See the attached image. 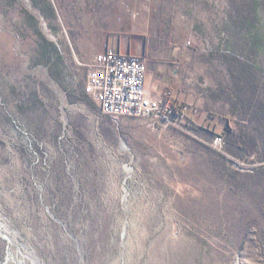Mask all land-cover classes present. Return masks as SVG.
I'll return each mask as SVG.
<instances>
[{
  "label": "rangeland",
  "instance_id": "rangeland-1",
  "mask_svg": "<svg viewBox=\"0 0 264 264\" xmlns=\"http://www.w3.org/2000/svg\"><path fill=\"white\" fill-rule=\"evenodd\" d=\"M115 36L171 112L86 93ZM0 264H264V0H0Z\"/></svg>",
  "mask_w": 264,
  "mask_h": 264
},
{
  "label": "built area",
  "instance_id": "built-area-1",
  "mask_svg": "<svg viewBox=\"0 0 264 264\" xmlns=\"http://www.w3.org/2000/svg\"><path fill=\"white\" fill-rule=\"evenodd\" d=\"M94 64L84 89L103 113L114 117L153 118L170 107V102L165 104L147 95V64L143 57L107 50Z\"/></svg>",
  "mask_w": 264,
  "mask_h": 264
},
{
  "label": "crops",
  "instance_id": "crops-1",
  "mask_svg": "<svg viewBox=\"0 0 264 264\" xmlns=\"http://www.w3.org/2000/svg\"><path fill=\"white\" fill-rule=\"evenodd\" d=\"M107 49H111L112 51L115 52H119L120 54L123 55H135V56H142L143 54V50L139 49L136 46H133L132 44H125L123 42L122 39L118 38V37H108V39H106L104 42L101 43L100 47L98 50V52H105V50ZM153 75L154 72L149 69L147 72V77L145 79L146 80V88H147V93L149 95V97L151 98H158V96L156 95V89L151 85L152 81H153Z\"/></svg>",
  "mask_w": 264,
  "mask_h": 264
},
{
  "label": "trees",
  "instance_id": "trees-1",
  "mask_svg": "<svg viewBox=\"0 0 264 264\" xmlns=\"http://www.w3.org/2000/svg\"><path fill=\"white\" fill-rule=\"evenodd\" d=\"M174 109H175L176 112L179 111V108H177V107H174Z\"/></svg>",
  "mask_w": 264,
  "mask_h": 264
}]
</instances>
